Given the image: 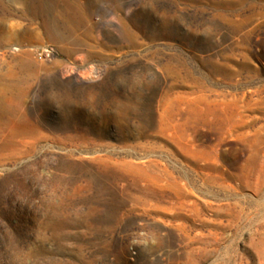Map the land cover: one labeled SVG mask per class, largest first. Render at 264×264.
<instances>
[{
  "label": "rangeland",
  "instance_id": "1",
  "mask_svg": "<svg viewBox=\"0 0 264 264\" xmlns=\"http://www.w3.org/2000/svg\"><path fill=\"white\" fill-rule=\"evenodd\" d=\"M0 264H264V0H0Z\"/></svg>",
  "mask_w": 264,
  "mask_h": 264
},
{
  "label": "built area",
  "instance_id": "2",
  "mask_svg": "<svg viewBox=\"0 0 264 264\" xmlns=\"http://www.w3.org/2000/svg\"><path fill=\"white\" fill-rule=\"evenodd\" d=\"M40 55L41 56L43 55L46 58H51L53 56V53H52L51 49L46 48V49H44L43 51L40 52Z\"/></svg>",
  "mask_w": 264,
  "mask_h": 264
}]
</instances>
